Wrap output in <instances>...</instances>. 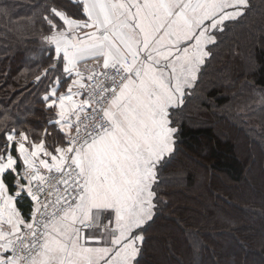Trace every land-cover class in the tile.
<instances>
[{
  "label": "snow or ice",
  "instance_id": "6c2138e0",
  "mask_svg": "<svg viewBox=\"0 0 264 264\" xmlns=\"http://www.w3.org/2000/svg\"><path fill=\"white\" fill-rule=\"evenodd\" d=\"M71 2L75 12L53 3L40 16L46 66L33 83L52 131L0 113V264H142L186 98L256 7Z\"/></svg>",
  "mask_w": 264,
  "mask_h": 264
},
{
  "label": "trees",
  "instance_id": "16d2710c",
  "mask_svg": "<svg viewBox=\"0 0 264 264\" xmlns=\"http://www.w3.org/2000/svg\"><path fill=\"white\" fill-rule=\"evenodd\" d=\"M252 2L186 98L142 264H264V0ZM53 3L76 11L71 0H0V113L18 128L52 131L33 79Z\"/></svg>",
  "mask_w": 264,
  "mask_h": 264
},
{
  "label": "rangeland",
  "instance_id": "374dc122",
  "mask_svg": "<svg viewBox=\"0 0 264 264\" xmlns=\"http://www.w3.org/2000/svg\"><path fill=\"white\" fill-rule=\"evenodd\" d=\"M189 196H192V195H189ZM191 205H192V203H191Z\"/></svg>",
  "mask_w": 264,
  "mask_h": 264
}]
</instances>
